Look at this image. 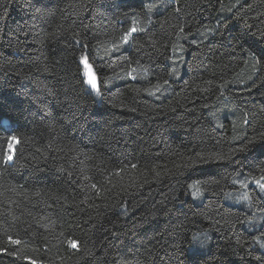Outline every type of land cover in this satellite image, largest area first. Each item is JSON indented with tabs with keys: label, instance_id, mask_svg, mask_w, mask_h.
<instances>
[{
	"label": "trees",
	"instance_id": "trees-1",
	"mask_svg": "<svg viewBox=\"0 0 264 264\" xmlns=\"http://www.w3.org/2000/svg\"><path fill=\"white\" fill-rule=\"evenodd\" d=\"M245 178L264 0H0V264H264Z\"/></svg>",
	"mask_w": 264,
	"mask_h": 264
},
{
	"label": "rangeland",
	"instance_id": "rangeland-1",
	"mask_svg": "<svg viewBox=\"0 0 264 264\" xmlns=\"http://www.w3.org/2000/svg\"><path fill=\"white\" fill-rule=\"evenodd\" d=\"M83 57H86V56H83ZM82 58H81V64H82V67H83V74H84L86 86H87L88 90L97 92L96 89H94L87 82L90 76H95V78L97 80V86L99 87V80H98L97 74H96L94 68L92 67V65L90 64L89 60L87 59V64H85L84 63V60ZM88 65H91V67L89 68ZM14 145H15V143L13 142L12 143V149L14 148ZM255 181H260L261 184H264V179L253 180L252 178H245V179L239 180L237 182V184L240 187L237 188V189H235L234 191H232V192H230L228 194V200L231 203H235V204L247 203L248 202V192H247V188H248L249 185H255L257 187V189L264 195V188H261L259 185H257L255 183ZM244 184H247L248 186L247 187H244ZM193 190L196 191V187L193 188ZM253 222L256 224L257 219H256V221L254 220ZM197 241H198V243H196V244L197 245L199 244L201 247H203V244H204L203 237L202 238L197 237ZM259 243L264 248V239L263 238H260L259 239Z\"/></svg>",
	"mask_w": 264,
	"mask_h": 264
},
{
	"label": "snow or ice",
	"instance_id": "snow-or-ice-1",
	"mask_svg": "<svg viewBox=\"0 0 264 264\" xmlns=\"http://www.w3.org/2000/svg\"><path fill=\"white\" fill-rule=\"evenodd\" d=\"M137 29L135 27H133L132 29H130V31L128 33L125 34L124 38H123V41L126 43L128 41V37L132 35L133 32H136ZM181 31H183V29H181ZM84 60V63L87 64V57H83L82 58ZM88 67L90 68L91 65H88ZM134 71V70H133ZM94 89H96L97 92H99V87L97 86V80L95 78V76H90L88 81H87ZM10 141H17V137L15 136H12L10 137ZM18 142V141H17ZM12 144L9 143V153L7 155V158L6 160L4 161V163H8L10 161L13 160V154H12ZM255 183L257 185H259L261 188H264V184H261L260 181H255ZM248 185L247 184H244V187H247ZM193 195H196V193H193ZM11 239V238H9ZM13 243H19V241H13ZM72 247H77V242L73 241L72 242ZM32 264H35V261L32 262Z\"/></svg>",
	"mask_w": 264,
	"mask_h": 264
}]
</instances>
